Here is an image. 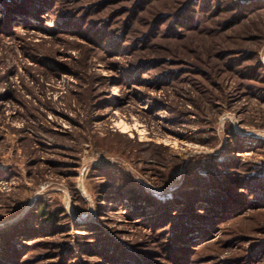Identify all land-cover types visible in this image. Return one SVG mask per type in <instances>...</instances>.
Wrapping results in <instances>:
<instances>
[{
    "label": "rangeland",
    "instance_id": "1",
    "mask_svg": "<svg viewBox=\"0 0 264 264\" xmlns=\"http://www.w3.org/2000/svg\"><path fill=\"white\" fill-rule=\"evenodd\" d=\"M21 1L0 0V264H264V0ZM229 196L247 209L212 229Z\"/></svg>",
    "mask_w": 264,
    "mask_h": 264
},
{
    "label": "trees",
    "instance_id": "2",
    "mask_svg": "<svg viewBox=\"0 0 264 264\" xmlns=\"http://www.w3.org/2000/svg\"><path fill=\"white\" fill-rule=\"evenodd\" d=\"M52 0H22L21 2L18 3V5L14 8L15 10L22 12V13H28L29 15H33L34 13L43 10V8H45L46 4L49 2H51ZM6 4L9 6L11 5L8 1H6ZM15 5V4H14ZM222 199H218V200H210L209 202V206H211L210 208H212V214L210 215V218L206 219V222L209 223L212 220V223L214 221H217L219 219H221V221L223 219H226L227 217H232L236 215V210H246L247 207H242L241 205H237L235 203V201H237V199H235V197L229 196ZM225 202V203H223ZM239 202V201H238ZM47 203H42L40 205V207L38 206L37 208V217L41 218V220L43 218H47V220L49 222L52 223H56L58 217H59V212H49L47 211ZM233 206V208L231 207ZM209 209V208H206ZM236 211V212H235ZM214 219V220H213ZM46 220V219H45ZM220 221V222H221ZM40 222V221H39ZM47 222V221H46ZM42 223V221H41ZM218 226V224H212V229H216ZM175 236V240L178 242H184L186 244H193L194 242V234L192 236H187V230L181 229V227H177V231H175V233H173ZM196 234V233H195ZM184 237H183V236ZM193 238V239H192ZM190 241V242H189ZM189 249V248H188ZM188 249H184L183 246L181 245L180 247H176L175 250L180 251L183 254H187ZM180 258V257H179ZM181 263L180 264H186L185 261H183L185 259L184 256H181ZM135 264H143L141 263L139 260L135 263Z\"/></svg>",
    "mask_w": 264,
    "mask_h": 264
},
{
    "label": "bare ground",
    "instance_id": "3",
    "mask_svg": "<svg viewBox=\"0 0 264 264\" xmlns=\"http://www.w3.org/2000/svg\"><path fill=\"white\" fill-rule=\"evenodd\" d=\"M133 123V122H132ZM114 127H116L120 132L129 134L130 137H135L136 133L146 138V134L144 129H142V125L140 123L134 122V124L129 125L123 119H119L118 121L113 120ZM150 140V139H147ZM140 141H144L140 139Z\"/></svg>",
    "mask_w": 264,
    "mask_h": 264
}]
</instances>
